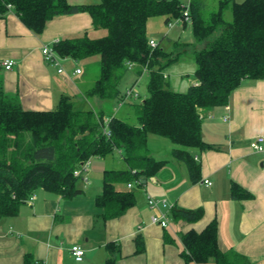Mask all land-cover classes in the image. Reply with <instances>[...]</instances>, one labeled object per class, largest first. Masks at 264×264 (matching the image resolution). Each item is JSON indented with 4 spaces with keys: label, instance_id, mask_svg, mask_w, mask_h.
Listing matches in <instances>:
<instances>
[{
    "label": "trees",
    "instance_id": "trees-1",
    "mask_svg": "<svg viewBox=\"0 0 264 264\" xmlns=\"http://www.w3.org/2000/svg\"><path fill=\"white\" fill-rule=\"evenodd\" d=\"M9 5L36 34H41L51 19L79 12L90 13L94 28L107 31L101 37L85 32L53 43L60 57L76 61L100 57V75L86 97L124 102L127 92L120 89V82L130 64L147 71L149 83L147 96L134 104L137 124L112 116L110 135L104 132L103 111L81 108L70 96H63L51 111H31L0 87V219L17 215L20 204L38 189L68 199L80 195L83 190L77 182L81 177L75 171L83 162L116 150L122 151L128 167L104 171L103 190L96 197V205L103 209L106 221L124 215L135 205V190L118 185L143 187L166 163L150 152V133L185 147L174 149L173 156L187 165L191 181L199 182L202 165L190 149L213 147L203 138L201 110L227 105L245 79H264V0H219L214 10L205 0H190L192 32L202 48L194 53L197 83L185 92L174 91L165 76V69L180 54L159 46L151 48L147 29L152 17L164 16L166 23L182 18L187 7L182 0H99L80 5L68 0H0V17L8 13ZM227 10L232 12L231 20L226 18ZM231 194L236 199L252 196L236 183ZM170 215L174 222L192 223L202 219L204 209L174 206ZM181 238L182 256L188 263L251 264L240 253L222 251L216 219L202 232L191 230ZM136 244L139 253L144 249L141 235ZM107 247L106 264H116L122 256L121 246L110 242ZM33 263V255L26 253L24 264Z\"/></svg>",
    "mask_w": 264,
    "mask_h": 264
},
{
    "label": "crops",
    "instance_id": "crops-1",
    "mask_svg": "<svg viewBox=\"0 0 264 264\" xmlns=\"http://www.w3.org/2000/svg\"><path fill=\"white\" fill-rule=\"evenodd\" d=\"M68 2L80 5L98 0ZM85 32L89 35L97 32L88 12L57 16L48 21L41 34H36L10 7L8 13L0 17V87L8 95L18 97L25 110L51 111L63 96L72 97L82 106H90L91 97H86V92L94 81L88 80L85 74L87 66L97 64L100 57L76 61L57 56L56 63L46 59L42 52L45 45L53 46L54 42ZM8 59L14 61L11 69L4 65ZM181 59L180 55L165 69V76L174 91L185 92L197 83L196 78L189 83L186 80V76L195 74L197 63L192 56V68H183L179 67ZM61 67L62 73L59 72ZM138 82L139 79L136 84ZM228 104L229 112L225 106L201 110L203 138L213 147L190 149L202 165L199 182L193 183L187 165L173 156L174 149L186 148L150 133V152L166 163L143 187L134 183L132 187L118 185L120 189L135 190V205L124 215L106 221L103 209L97 207L96 197L103 190V181L99 184L97 177L91 181L86 173L103 176L106 169L115 168L108 167L112 164L111 158H107L111 154L94 157L98 161L84 173L88 181H84L86 187L78 186L83 190L80 195L68 199L57 192L38 189L32 195L33 200L30 196L20 204L17 215L0 219V264H24L26 253L33 255V264H106L110 242L121 246L122 256L116 264H196L188 263L182 256L181 236L191 230L202 232L215 219L222 251L240 253L251 264H264V155L251 148L255 138L264 137V79L242 81L232 92ZM227 115L229 119L225 120ZM117 151L120 162L113 164L123 161L126 166L120 169H126L123 153ZM206 179L212 184L206 185ZM234 183L252 196L232 197ZM150 197L156 200L157 206L150 205ZM174 206L202 207L204 216L192 223L172 222L170 211ZM161 213L168 215L170 226L153 222V216ZM138 235L144 240V249L139 253ZM74 244L84 248L82 260L73 255Z\"/></svg>",
    "mask_w": 264,
    "mask_h": 264
},
{
    "label": "rangeland",
    "instance_id": "rangeland-1",
    "mask_svg": "<svg viewBox=\"0 0 264 264\" xmlns=\"http://www.w3.org/2000/svg\"><path fill=\"white\" fill-rule=\"evenodd\" d=\"M205 1L210 10L218 8L219 0ZM236 1L242 2L244 0ZM182 2L186 6H189L190 0H182ZM226 18L228 20L232 19L231 10L226 11ZM147 29L149 39L154 40L157 44H159V48L165 49V51L169 53L181 55L182 66L179 65V67H188L189 69L192 68L191 58L192 56H194L195 51L200 50L202 46L201 43L195 42L191 24H187L186 26H184L182 22H179L173 27H170L169 24L166 23V19L164 16H156L149 19ZM106 33L107 31L105 29H99L97 30V32H94V34L90 33V37H101L104 36ZM170 39L172 40V42L169 41ZM94 65L87 66V72L85 75L88 80L91 79L95 83L96 79L100 75V62ZM138 71L143 72L142 74H139ZM81 78H83V75L81 76ZM194 78L195 74H190V76H186V80L188 83L192 80L195 81ZM138 79L139 82L135 85L134 92L139 93L140 97H128L124 102H118L114 99H103L102 101H99L98 99H94V97H91L90 106L98 112L103 111L105 113V118L107 119H110L112 116H117L122 117L123 119L132 124H137V116L134 111V104L137 102H141L148 94L149 73L143 70L142 67H140L139 65H134V67L132 66L130 68V70L125 74V76L120 82V89H122L124 92H127V90H129L132 87L133 83ZM90 106L88 104H86V106L80 105V107L84 109H87ZM114 154H111L110 157H107L111 158L110 160H112V164H108L110 165L108 167L120 169L121 167L126 166L123 161L118 164H113L115 162H120L118 161V157L120 156L119 152L116 150ZM114 156H117V158H115ZM95 161L98 160L96 158H92V160L90 161V166L88 168L89 170L90 167L92 169ZM101 162L104 161L101 160ZM86 175L91 181H93L94 177H97L99 179V184H101L103 181V176L100 173L96 174L92 172H87ZM77 184L82 188L86 187L84 180L81 178L78 180ZM172 222H174L173 219Z\"/></svg>",
    "mask_w": 264,
    "mask_h": 264
},
{
    "label": "built area",
    "instance_id": "built-area-1",
    "mask_svg": "<svg viewBox=\"0 0 264 264\" xmlns=\"http://www.w3.org/2000/svg\"><path fill=\"white\" fill-rule=\"evenodd\" d=\"M10 7H11V5H9V8ZM189 9H190L189 6H187L186 9H185L183 17L175 19L173 21H170L168 23L169 26L173 27L175 24H177L179 22H182V21H185L187 24H191L192 23V18L190 16ZM149 43H150L151 48H153V49H155V48H157L159 46V44H157L154 40H150ZM42 52H43V54H44L46 59L57 63L56 58H57L58 55H57L56 51L53 49V46H50V45L43 46ZM4 65H5L6 69H11L13 67V65H14V61L11 60V59H8V60H6L4 62ZM133 65L134 64H130V67H132ZM63 71H64V69L61 67L59 69V72L62 73ZM77 72L80 73L81 70L78 69ZM134 91H135L134 89L127 90L126 98L132 97V96H135V98L140 97V94L137 93V92H134ZM225 109H226V111L229 112L230 111V105L229 104L225 105ZM228 119H229V116L227 115L225 117V120H228ZM108 124H109V120H105L104 132L107 135H110ZM251 148L254 151H256V152L263 153V155H264V137L263 136H259V137L255 138L251 142ZM89 165H90V160H87L86 162H83L81 168H79V169H77L75 171V175L81 177L85 182L88 181V177L84 173L88 171ZM204 183L206 185H211L212 184V182L210 180H208V179L204 180ZM128 186L132 187L133 183H129ZM33 198H34V196H32L30 199L33 200ZM149 203L153 207L157 206L156 200L154 198H152V197L149 198ZM152 219H153L154 223H158V224H160L163 227L170 226V219H169L167 214H164V213L156 214V215L153 216ZM71 250H72V253H73V255L75 256V258L77 260H82L84 258L85 250H84V248L81 245L74 244L72 246Z\"/></svg>",
    "mask_w": 264,
    "mask_h": 264
}]
</instances>
